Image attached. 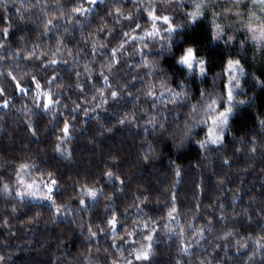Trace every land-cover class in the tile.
Returning <instances> with one entry per match:
<instances>
[{
  "label": "trees",
  "instance_id": "16d2710c",
  "mask_svg": "<svg viewBox=\"0 0 264 264\" xmlns=\"http://www.w3.org/2000/svg\"><path fill=\"white\" fill-rule=\"evenodd\" d=\"M76 2L78 0H7V10L0 7V29L6 27L9 21L12 27V39L6 43L7 51L0 50V57H6V60L0 61V71L5 74L12 71L14 57L10 52L19 51L22 45H27L28 49H31L34 43H39L44 51H54L56 35L59 34L67 47L73 49V55H76V49H84L79 64H73L69 58L67 66L60 65L56 68L59 74L57 83L62 84L63 89L56 85L52 86L61 105L51 113L35 109L31 97H24L20 93L14 94L12 84L9 83L10 78L0 76V85L7 88L9 98L15 95V99L12 100L13 107L0 108V187L8 183L16 189V172L20 164H35L36 168L29 169L32 178L43 177L47 180L49 171L59 178L61 187L56 193L57 203H70L73 207L76 206L77 202L74 198L76 193L72 190L74 181H79V185L105 187V192L111 197V201L108 198H103L97 203L89 200L88 212L72 211L67 215L54 216V209L50 207V203H39L26 197L21 200L15 196V191L11 196L0 192V256L4 257L0 264H88L89 249L95 264H110L112 254L119 255L117 249L111 247L113 243L122 247L124 255L127 256L131 247H138L143 242L142 223L137 226L133 221L140 219L142 222L149 217L154 221H160L161 217L166 215V204L170 201L169 190L177 193V207L180 211L177 220L186 229V239L192 240V234H189L191 229H187L189 223L197 228L205 226V237L199 239V243L193 242L189 256H181L180 239L177 238L176 233L169 235L166 234V229L161 228L154 238V255L149 264H176L179 259H182L184 264H200V261L205 259L211 260L212 264H248V256L252 255L253 250L256 251L255 264H264V251L256 249L254 243L264 236V220L258 218L259 210L264 208V149L251 154L247 146L253 134L258 141L264 137L258 123L259 119H264V90L252 88L250 75L241 78L243 93H246L247 97H252L255 92V103L251 107H241L232 117L231 128L225 132L226 142L219 151L212 149L206 153L199 148L195 139L177 148L174 140H178V132L175 137L169 139V134L176 131L177 123L183 126L187 112L190 111L188 106L174 108L173 105H168L170 111L166 113L168 116L166 127L169 133L161 135L159 129L152 132L151 126H148L149 135L146 136L144 132L150 118L145 113L152 111L151 100L144 95V89L148 84H155L157 105L160 109L164 108L159 97L161 79L167 80L169 86L177 91L181 90L177 88V83L186 82L190 95L195 97L190 103L195 104L199 98L198 90L204 87L211 88L212 77L222 71L229 52L234 54V58H242L241 63L246 73L264 76V60L258 53L253 55L256 42L250 40L248 32L241 28L240 24L233 25L232 29L227 30L229 34L235 33L237 42L227 46L223 39L213 41L211 39L213 18L209 11L206 17H201L194 28L183 34L186 43L209 46L205 48L210 60L207 85L200 82L198 73L194 72L190 75L187 69L180 71L176 68L174 57H163L157 63L158 68H165L166 76H145L143 80H137L134 87L130 86L131 91L139 97L138 103L133 98L125 96L118 102L109 99V104L104 106L106 111L97 109L96 112H90L89 116H84L82 112L73 114L71 101L80 103L83 100V97L77 100L80 93L75 87L77 82L75 72L83 73L84 64H88L94 70L91 79L87 74L79 78L91 103V96L96 94V88L92 85L103 87V82L98 80V72L100 65L107 59L106 49L98 51L93 58L90 45L86 48L80 43L81 37L86 38L87 34L91 33L96 39L112 40L109 47H113L119 40L121 31L130 30L126 21L115 23V6L122 4V11L126 14L130 11L135 13L136 10L131 0H105L89 17H79L81 24L67 23L61 17L54 21L57 27L47 36H43V21L46 19L44 11L49 13L47 18H51L59 15L57 8L63 5L65 14L70 17L69 10ZM44 4L48 5L47 9L40 7ZM146 4L147 0H145ZM192 5L193 0H183V11L177 5H173L165 14L173 16L176 23H182L185 13L193 10ZM84 6L88 7L87 4ZM109 10L112 11L111 16L107 15ZM240 11L247 19L246 9ZM232 12H235V9ZM232 12L223 24L234 23L235 17ZM217 18L222 23L221 19ZM137 19L144 27L137 29L131 35L139 37L151 28L150 22L146 23L143 17L137 16ZM103 24L109 29H115V39L104 34L97 36V29ZM236 29L240 30L236 31ZM240 40H247L244 49L239 47ZM145 42L153 49L151 52L145 50L151 60L157 55L155 49L160 47L162 41L156 37L146 39ZM217 43L219 45L210 46ZM125 47L127 51L121 56L122 64L110 77L114 84L123 83L130 79L131 75H135L136 69H129L127 65L140 61V56L133 51L142 47L139 40L130 42ZM181 50L182 46L177 47L175 51L178 53ZM61 55L67 58L66 55ZM57 58L61 56L58 55ZM21 70L34 72L43 83L44 72L40 69L25 68L22 64ZM245 80L247 83L244 82ZM220 91V82L217 81L216 94L219 95ZM239 98L246 97L242 95ZM163 99H168L167 92ZM25 104L33 109L34 114L25 115L22 110ZM65 104L68 105L67 108L63 107ZM132 111L140 117L139 126L135 123L117 124L118 118L123 113ZM73 115H75L74 119ZM97 116L99 119H96ZM64 120H68L71 125V137L62 147L72 153L70 158H65L54 151ZM29 124L37 130L36 136L31 134ZM101 125L104 127L102 128ZM206 127L202 125L195 129L198 133L196 139H204ZM104 128H112V131L107 132ZM241 137L244 138L243 144L240 142ZM149 145L151 149H155V152L151 160L144 161L142 157L150 152ZM224 159L230 160V166L223 164ZM177 166L182 172L180 177H176L174 173ZM106 169L113 170L126 181L125 185L120 186L123 187L122 192L117 187L118 181L105 183L102 173ZM177 180L179 183L176 182ZM221 180L224 181L222 185L219 183ZM97 181L100 182L98 185ZM113 190L116 191L115 196ZM142 192L149 195L150 202L147 206L140 205L144 211L138 213L133 201ZM109 203L120 216L123 228H127L129 232L135 230L137 233L134 237L128 238V243H123L118 238L114 240L110 233L91 240L85 239L88 236L86 229L89 223L104 227L103 221L106 215L104 209ZM197 203L201 205L200 215L193 220ZM220 203L225 205L223 211L218 207ZM14 207L15 212L12 211ZM246 214L252 217L251 223L246 219ZM221 215L226 219L219 220L218 217ZM233 217L236 219L234 220ZM207 219L213 220L210 231L207 230ZM173 227H176L175 222ZM233 229H235L234 239L227 242L217 239L225 231ZM119 235L124 236L122 229ZM132 240L136 241L135 245L131 244ZM236 240H243L248 244V248L237 251L234 246ZM217 244L221 247L217 248ZM104 249H108V253H105Z\"/></svg>",
  "mask_w": 264,
  "mask_h": 264
},
{
  "label": "snow or ice",
  "instance_id": "6c2138e0",
  "mask_svg": "<svg viewBox=\"0 0 264 264\" xmlns=\"http://www.w3.org/2000/svg\"><path fill=\"white\" fill-rule=\"evenodd\" d=\"M105 0H78L75 3V6L72 7L69 12L71 16L65 14V9L63 5H59L57 12L59 15L52 16L47 18L49 13L44 11V16L46 19L43 21L44 31L43 36H47L53 29L57 27L55 20L63 17L67 23L81 24L79 17H89L96 8L103 4ZM253 5L259 7V11L264 13V0H250ZM131 3L135 6V13L129 12L125 13L122 11L123 5L115 6V23L120 24L121 21L128 22L129 31H121L120 38L117 40L115 46L109 47L112 43V40L105 39H96L91 33L81 37L80 43L85 45L87 48L90 45L91 56L95 58L96 54L100 50H107V59L105 63L100 65V70L98 72V80L103 82V87H96V84H93L92 87L96 88V94L91 96V103L88 100L87 93H85L84 85L79 82V78L87 74L89 79L92 78L93 69L89 67L88 64H84V72L79 71L75 72L77 82L75 87L79 90L80 95L77 97V100H83L80 103L77 101H71L73 107L71 112L73 114L82 112L84 116H89L90 112H96L97 109H103L105 105L109 104V99L112 102H118L123 97H131L133 100L138 103L139 97L136 96L132 91L131 87H134L137 80H143L145 76L147 77H162L166 76L167 73L163 68H158L157 61L162 59L166 53H173L172 40L178 31L187 26L193 24L197 25L201 17H206L208 12L214 8L213 0H193L192 11L185 13L184 23L177 25L175 18L171 15L165 14L167 9L173 5L177 4V0H147L145 5V0H131ZM232 7L237 9L234 12V23L238 22L241 25V28L245 29L249 34L252 41L256 42V48L253 52V55L259 54L260 58L264 60V16H257L254 10H249L247 14V19H245L239 9L241 7L246 8L245 0H231ZM87 4L88 7L84 5ZM179 4L183 5V0H179ZM0 7H3L7 10V0H0ZM42 9H47L48 5L44 4L40 6ZM225 13L232 12V8H225L223 10ZM146 14V15H145ZM107 15L111 16L112 11L109 10ZM213 16L212 21V31L211 39L213 41H218L223 39L224 44L227 46L232 45L237 42V37L235 33L229 34L228 29L233 28V23L222 24L217 22V17L227 19V17L222 16V13L211 11ZM137 16L143 17L145 22H150V31H144L143 36L131 35V33L136 32L137 29H142L144 25L137 19ZM23 22V20L21 21ZM254 22L255 26H254ZM240 29H236L239 31ZM67 32V28H65ZM97 36L104 34L106 37L116 38V32L114 28H107L106 24L101 25L97 29ZM159 37L162 43L158 49H155L157 55L151 60L147 57L145 50L149 52L153 49L149 46L146 39H154ZM130 38V40H129ZM12 39V27L11 22H8V25L3 29H0V50L6 49V43ZM24 39V37H20ZM139 40L142 47L139 49H133L136 55L140 56V61L138 63L128 64L129 69H136V74L131 75L130 79L126 80L123 83H113L110 78L114 74V70L117 69L122 64L121 56L124 52L127 51L126 44ZM239 47L244 49L247 43V40L238 41ZM84 52V49H76V55H73V49L68 48L63 37L59 34L56 35V45L54 51H44L39 43H34L31 49H28L27 45H22L19 51H11L10 55L14 57L13 64L11 65L12 71L7 72L6 74L0 71V76H5L9 79V83L12 84L13 93H20L24 97H31L32 105L35 109L41 110L44 113H51L54 109H58L61 105V101L53 92V85L63 89V85L57 83L59 79V74L56 72V68L60 65L67 66L69 63V58L73 61V64H79L81 53ZM66 55L67 58H64L63 55ZM60 55L61 58H57ZM6 60V57H0V61ZM242 58H234V54L229 52L226 57V65L222 68L221 72L215 73L212 77V85L209 89L208 87L200 88L198 90V99L197 103L191 104L192 97L188 91V86L186 82L180 81L177 83V88L181 89L177 91L175 88L169 86L168 81L161 79L159 92V97L161 98V103L164 104V108L160 109L157 105V92L155 90V84L150 83L144 89V95L151 100V113H145L149 115L147 125L144 128L145 135H149L148 126H151L152 132H155L157 129L160 130V134L164 135L169 133L168 127L166 124L168 122L167 112L168 105H173L174 108H184L185 106L190 107V111L187 112V119L183 121V126L179 123L176 124V131L169 134V138L176 136L177 132L179 133L178 140H174L175 146L177 148L182 147L186 142L196 140L199 148L204 152H209L212 149L219 151L222 149L224 143L226 142L225 132L229 131L231 128L232 117L236 115L239 109L245 105L251 107L252 98L255 96L253 92L252 97H247L246 93L242 91V82L241 78L246 75L251 76L252 88H258L264 90V76H257L252 73H246L245 67L241 63ZM180 65L183 66V69H187L189 74L196 72L199 77L203 79L205 85H207L210 68L205 58L200 55L198 49L192 47L182 48L180 51L179 59L177 61ZM24 65L25 68L32 67L38 68L44 72L43 83L41 78L37 76L34 72H28L21 70V65ZM51 69V71H49ZM125 75H130L125 73ZM27 78V79H26ZM217 81L220 82V94H216ZM247 83V80L244 81ZM131 86V87H130ZM47 89V90H45ZM165 92L168 94V99L164 100ZM246 98H239L241 96ZM15 99V95L9 98L7 88L3 85H0V108L9 109L13 107L12 100ZM70 99V98H69ZM63 107L67 108L68 105L65 104ZM22 110L25 112V115H31L33 109L29 108L27 104L22 106ZM75 115H73V119ZM96 119H99L97 116ZM139 119L135 111L125 112L121 117L118 118L117 124H133L135 123L139 126ZM261 133H264V119H259L258 121ZM207 126L205 130L204 139H196L198 133L195 131L196 128L200 126ZM33 136L37 135V130L33 125H28ZM103 128L104 126L101 125ZM71 125L68 120L63 121V126L60 128L61 135L57 137V143L54 146V151L59 153L65 158H70L72 153L66 148H63L62 145L65 144L71 137ZM105 131L111 132L112 128H104ZM203 130V129H202ZM235 139V137H234ZM240 142L244 143V138H240ZM248 148L251 154H256L258 150L264 149V137L261 140H257L256 135L253 134L251 140L248 141ZM150 152L145 153L142 159L144 161H149L152 159V154H154L155 149H151L149 145ZM240 151L241 149H236ZM224 165L231 164L229 159L223 160ZM37 166L35 164L22 163L19 166V169L16 172L17 183L21 186L18 189H13L10 184L5 183L0 187V192H3L5 195L11 196L13 191H15V196L19 197L21 200L25 196L33 197L36 199H41L50 202V207L54 209V216H60L61 214L67 215L72 211L84 213L89 211V203L91 200L93 203L99 202L103 198H108L111 201V197L107 196L105 192V187L100 186H89L88 184L79 185V181H74L72 185L73 192L76 193L74 197L76 199V206L73 207L70 203H57L56 193L57 190L61 187V182L58 177L51 171L47 173L48 179L44 180L41 177L39 183L33 180L31 183L25 182L22 178V173H25L26 170L34 169ZM176 177L182 175L181 169L177 166L174 169ZM102 177L105 179V183L118 181L119 191H123V186L126 181L121 177V175L116 174L111 169H106L102 173ZM179 183V181H176ZM100 182L97 181L98 185ZM222 185L223 180L219 181ZM79 185V187H77ZM175 186V185H174ZM199 187V185L197 186ZM170 201L166 204L167 212L166 215L161 217L160 221H154L151 217L141 222L140 219L133 221L134 224L141 227V234L143 236V242L139 244L138 247L133 246L128 252V255H124V249L118 247L116 243L111 245L112 248H116L119 252V255L112 254L110 264H149L151 257L154 255V238L157 237L159 229H166V234L176 233L177 238L180 239L179 253L181 256H189L190 248L193 244L199 243V239L205 237L206 227H195L194 224L189 223L187 229H191L192 240L189 241L186 239V229L184 226L180 225L177 217L180 215V211L177 207V193L169 190ZM116 195V191L113 190V196ZM138 202V203H137ZM150 202L149 195L143 194V192L136 197L133 201V206L137 208L138 213H143L144 209L140 205L147 206ZM157 200V204H159ZM219 209L223 211L225 205L220 203L218 205ZM201 205L197 203L195 205L196 215L193 216V220L200 215ZM13 212L16 211L14 207ZM106 215L103 221L104 227L100 225H93L89 223L87 225L88 236L85 239L91 240L99 235L111 234L113 239H120L123 243H128L129 237H134L137 235L136 231L129 232L127 228H123L120 216L115 209L112 208L111 203L105 206L104 209ZM39 215V214H38ZM125 218L127 215L125 213ZM259 219L264 220V208L259 210ZM219 220H224L226 217L221 215L218 217ZM235 220L236 217H233ZM246 219L249 223L252 222V217L246 214ZM173 222L176 223V227H173ZM7 223V221H5ZM207 230H211L213 225L212 219L206 220ZM83 227V225H81ZM95 228V230H93ZM120 229L123 230L124 236L119 235ZM235 229L232 231H225L223 235L218 236L217 239L222 241H229L234 239ZM251 239V237H249ZM256 249L264 251V236H261L259 239L254 241ZM132 245L136 244L135 240L131 241ZM237 251L240 249L248 248V244L243 240H236L235 245ZM217 248L221 245L217 244ZM100 249L98 248L97 251ZM89 251L88 264H95L91 256V249ZM105 253H108V249H104ZM256 251H252V255L248 256V264H255ZM134 257V259H133ZM214 258V257H213ZM4 257L0 256V261H3ZM107 260V256H106ZM176 264H184L182 259L176 261ZM200 264H212L211 260H201Z\"/></svg>",
  "mask_w": 264,
  "mask_h": 264
},
{
  "label": "clouds",
  "instance_id": "9594fccd",
  "mask_svg": "<svg viewBox=\"0 0 264 264\" xmlns=\"http://www.w3.org/2000/svg\"><path fill=\"white\" fill-rule=\"evenodd\" d=\"M176 5L179 7V9H180L181 11H183V5H180V4H179V0H177V4H176ZM183 23H184V21H183L182 23H177V25H181V24H183ZM195 26H196V25L193 24V25H191V26H187V27H183V28H181V29L178 31V33L175 35V37L173 38V40H172L173 53H172V54H168V53H166V54L164 55L165 58H168V57H174V60H175V67L178 68V69H180V71H183V66L180 65V64L177 62L178 59H179L180 52L177 53V52L175 51L176 48H177V47H180V46H182V48H185V47H192V48H194V49H198L199 52H200V55H201L203 58H205L206 61H207V63L210 65L209 57H208V55L206 54V51H205V48H206V47H209V46L201 45V44H199V43H192V42H187V43H186V42L184 41V39H183V34H184L186 31H188V30L194 28ZM217 45H219V43H217V44H215V45H210V46H217ZM163 69L165 70V68H163ZM165 72H166V70H165ZM199 80H200L201 83L203 82V79H202L201 77H199ZM254 103H255V100H254V97H253V98H252V101H251V105H253ZM245 107H248V105H245ZM169 139H171V138H169Z\"/></svg>",
  "mask_w": 264,
  "mask_h": 264
},
{
  "label": "rangeland",
  "instance_id": "374dc122",
  "mask_svg": "<svg viewBox=\"0 0 264 264\" xmlns=\"http://www.w3.org/2000/svg\"><path fill=\"white\" fill-rule=\"evenodd\" d=\"M213 4L215 5L214 6V8H212L211 10H210V14H211V11H217V10H220L221 12L220 13H222V16H224V17H227L231 12H229V13H225L224 11H223V9H225V8H232V10L233 9H235V8H233L232 7V3H231V0H213ZM245 4H246V8L245 7H241L240 9H239V11L241 10V9H243V10H245L246 9V14H248V11L249 10H254L255 12H256V14H257V16H263V13H261L260 11H259V7L257 6V5H253L251 2H250V0H245ZM237 9H235V11H236ZM233 14H234V12H232ZM212 16V15H211ZM212 18H213V16H212ZM220 19H221V21H222V24L223 23H225L226 22V20L227 19H223V18H221V17H219ZM217 19V22H219V19L218 18H216ZM233 23V22H232ZM255 23L256 22H254V26H255ZM236 24L239 26V23L238 22H236V23H233V25L234 26H236ZM249 34V33H248ZM249 37H250V34H249ZM250 40H251V38H250ZM22 175V178L25 180V182H27V183H31L33 180H35L37 183H39L40 182V180L41 179H38V178H32L31 176H30V174H29V170H26V172L25 173H22L21 174ZM16 186H17V188L16 189H18V188H20L21 186L17 183V181H16ZM26 198H29V199H31V200H34V201H36V202H39V203H50L49 201H45V200H41V199H36V198H33V197H29V196H25Z\"/></svg>",
  "mask_w": 264,
  "mask_h": 264
}]
</instances>
